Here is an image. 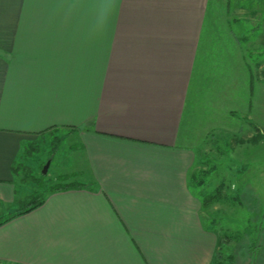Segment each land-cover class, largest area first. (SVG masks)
Here are the masks:
<instances>
[{
    "label": "crops",
    "instance_id": "1",
    "mask_svg": "<svg viewBox=\"0 0 264 264\" xmlns=\"http://www.w3.org/2000/svg\"><path fill=\"white\" fill-rule=\"evenodd\" d=\"M224 1L0 0V264L214 263L190 179L207 137L239 128L214 98L236 50L210 33ZM62 131L54 168L81 185L15 215L12 165Z\"/></svg>",
    "mask_w": 264,
    "mask_h": 264
},
{
    "label": "rangeland",
    "instance_id": "2",
    "mask_svg": "<svg viewBox=\"0 0 264 264\" xmlns=\"http://www.w3.org/2000/svg\"><path fill=\"white\" fill-rule=\"evenodd\" d=\"M224 2L232 7L210 20V33L218 35L228 27L236 38V50L231 56L229 76H220L215 88L222 96L214 98L224 104L235 102L232 115L239 128L219 130L207 137L204 149L196 152L191 187L197 189L202 210L218 236L214 260L220 249L223 257L231 258L225 264H264V0ZM252 27L257 29L251 31ZM221 58L210 56L218 66ZM249 71L252 87L247 108L243 107L248 95L247 74L244 77L243 73ZM64 133L44 134L27 143L26 156L18 160L25 170L19 168L16 180L28 193L35 190L34 179L41 176L47 161L49 166L43 177L46 185L56 183L60 177L69 180L54 168L63 148ZM220 183L221 200L204 206L205 195Z\"/></svg>",
    "mask_w": 264,
    "mask_h": 264
},
{
    "label": "trees",
    "instance_id": "3",
    "mask_svg": "<svg viewBox=\"0 0 264 264\" xmlns=\"http://www.w3.org/2000/svg\"><path fill=\"white\" fill-rule=\"evenodd\" d=\"M255 29H257V27H252L250 30L252 31ZM27 149L28 147H24V149L20 152L16 161L12 165V171L16 176H18L17 174H19V170H20L19 168L21 169L23 168V170H25L24 167H21L22 166L21 162L18 163V160H22V158L26 156V153L28 152ZM44 176L45 174H41L40 177L34 179V183L36 184L35 190L29 192L21 201H19L15 215H20L30 212L31 210L40 206L44 202L46 194L49 192L64 190L81 185L80 183L69 181L66 177H60L59 181H57L56 183L46 185L45 182L43 181ZM21 179H23L22 181L24 182L25 180L24 176ZM221 188H223V183H220L212 192L205 195L204 201H202L203 205L204 206L211 205L215 201L221 200L222 198ZM228 259L231 258L223 257L222 252L219 249L217 251L214 264H225L226 260Z\"/></svg>",
    "mask_w": 264,
    "mask_h": 264
},
{
    "label": "water",
    "instance_id": "4",
    "mask_svg": "<svg viewBox=\"0 0 264 264\" xmlns=\"http://www.w3.org/2000/svg\"><path fill=\"white\" fill-rule=\"evenodd\" d=\"M49 166V161H47L44 166L42 167V174H46Z\"/></svg>",
    "mask_w": 264,
    "mask_h": 264
}]
</instances>
